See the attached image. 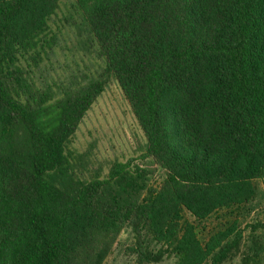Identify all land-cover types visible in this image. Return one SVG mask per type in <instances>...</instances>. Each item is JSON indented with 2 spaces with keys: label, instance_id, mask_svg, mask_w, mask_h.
<instances>
[{
  "label": "trees",
  "instance_id": "16d2710c",
  "mask_svg": "<svg viewBox=\"0 0 264 264\" xmlns=\"http://www.w3.org/2000/svg\"><path fill=\"white\" fill-rule=\"evenodd\" d=\"M64 1L0 0V264H103L125 227L136 264H223L264 197V0H68L99 70L58 85L36 71ZM112 81L145 154L104 174L72 146ZM218 211L202 244L184 214ZM248 229L242 264H264V222Z\"/></svg>",
  "mask_w": 264,
  "mask_h": 264
},
{
  "label": "rangeland",
  "instance_id": "374dc122",
  "mask_svg": "<svg viewBox=\"0 0 264 264\" xmlns=\"http://www.w3.org/2000/svg\"><path fill=\"white\" fill-rule=\"evenodd\" d=\"M72 15L76 20L71 2L65 0L51 19V31L56 38L55 46L49 56H44L41 70L36 71L41 81L68 85L80 80L83 75L99 70V63L95 55L89 52L82 32L74 25ZM72 147L79 153L88 155V169L92 172L102 170V173L107 174L115 162H140L145 154V138L117 82L112 81L109 84L88 112L76 133ZM148 162V166L156 170L150 187L159 189L165 177L164 173L151 160ZM229 216V212L218 211L200 222L186 212L184 219L195 226L198 239L206 244L216 232L229 227L232 222ZM234 216L238 217L239 229L244 232L243 241L239 249L223 264H242L251 232L248 226L258 221L264 222V197L252 207L236 211ZM133 243L132 231L125 227L103 264H136L135 257L129 253ZM152 264H176V259L165 257L162 262Z\"/></svg>",
  "mask_w": 264,
  "mask_h": 264
}]
</instances>
